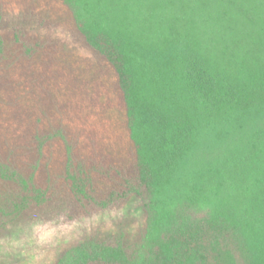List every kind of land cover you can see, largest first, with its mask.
<instances>
[{
    "label": "trees",
    "instance_id": "obj_1",
    "mask_svg": "<svg viewBox=\"0 0 264 264\" xmlns=\"http://www.w3.org/2000/svg\"><path fill=\"white\" fill-rule=\"evenodd\" d=\"M114 128L132 254V168L80 171ZM0 264H264V0H0Z\"/></svg>",
    "mask_w": 264,
    "mask_h": 264
},
{
    "label": "rangeland",
    "instance_id": "obj_2",
    "mask_svg": "<svg viewBox=\"0 0 264 264\" xmlns=\"http://www.w3.org/2000/svg\"><path fill=\"white\" fill-rule=\"evenodd\" d=\"M110 104L112 107V115L114 114V116H116L115 110L118 108V101H116L115 96L113 98V101ZM118 115L119 114H117L116 117L111 119V125H115L114 121L118 119ZM123 124H124V121H123ZM109 127H112V126H109ZM127 130L128 129L126 128H124L123 130H118L114 128L109 133H106V135L104 136L103 144L105 147L109 146V148L112 149V147L116 145L117 151H120L123 149L122 154H120V157L116 155L115 158L112 159L110 153L105 150L102 152L99 162L95 161L92 163L88 160H85V161L82 160L83 162L81 163L83 166L82 168H80V171L86 170L88 171V174H95L98 177L95 175H93L92 177H95L97 181L99 179L100 182H103L104 180L100 179V177L109 176L107 175L108 170L115 171L116 168H119L123 166L124 164H128V169H131L132 166L130 165L131 163L129 161L130 159L129 156H131L133 160V157L135 158V151H134V148L131 149L132 143L128 136ZM90 131L93 132L92 129ZM93 134L95 135V133ZM95 138L96 140H98L96 136ZM87 140L91 141L92 139L88 138ZM128 145H130V149H128ZM91 152H93V149H91L90 146H87L86 153L92 154ZM123 159H126V161ZM92 160L93 158L91 159V161ZM93 164H95V166L98 165L100 166V168L106 169L107 171L104 170L102 174H99L98 173L99 169L96 171L93 169L94 167H91ZM128 175H131L132 181H129L127 184L126 183L122 184L121 183L122 178H119V181H118L119 183L117 182V185L115 184L116 186L113 187L115 190L114 194H115L116 199L114 201V204H112V207L109 208V211L112 209L117 210L113 214L114 224L118 225L119 227H122L121 228L122 229L121 230L122 231L121 241L125 245L128 252L132 254L136 246L141 243V239L146 234L148 215L145 209V203H146V198H147V192H146V188L139 181V174L137 171V167L132 168L131 174H128ZM89 186L90 185L86 184V189L88 191H89ZM127 186L129 188V193L124 197L119 196L121 195L122 190ZM133 188H136L139 193L136 194ZM95 194H96V191L93 190L91 195L94 197ZM108 197H110V195H106V199ZM83 200L84 201L82 202L77 200V202L80 205L82 203L86 205V202L88 200H86V198ZM88 203H89L88 214L94 213L99 210V206L97 205L96 202H94V200H91ZM75 226H76L75 224L73 226V222L68 221L66 225L67 233H69L70 230ZM101 226H102L101 224L98 226V233H97L98 237L97 238L98 240L100 239V240L109 242L111 233L106 235V232H104L105 230L103 229V227L101 228ZM81 231L83 232L82 239L86 238L88 234H91V232H89L90 231L89 226L83 227Z\"/></svg>",
    "mask_w": 264,
    "mask_h": 264
}]
</instances>
